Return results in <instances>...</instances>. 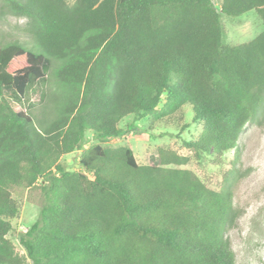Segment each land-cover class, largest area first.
Listing matches in <instances>:
<instances>
[{"label":"trees","instance_id":"obj_1","mask_svg":"<svg viewBox=\"0 0 264 264\" xmlns=\"http://www.w3.org/2000/svg\"><path fill=\"white\" fill-rule=\"evenodd\" d=\"M0 1L41 52L0 45V264H235L226 175L216 191L166 146L140 165L130 147L101 144L126 134L125 118L184 128L188 110L201 131L184 147L237 160L245 125L264 117V29L228 45L220 15L254 11L264 26V0ZM41 107L46 117L32 115ZM88 132L97 143L83 150ZM76 151L82 170H66ZM37 181L43 203L20 256L7 238L21 209L11 190Z\"/></svg>","mask_w":264,"mask_h":264},{"label":"rangeland","instance_id":"obj_2","mask_svg":"<svg viewBox=\"0 0 264 264\" xmlns=\"http://www.w3.org/2000/svg\"><path fill=\"white\" fill-rule=\"evenodd\" d=\"M65 1L69 6L75 2V0ZM211 1L219 6V0ZM1 6L0 1V8ZM0 17V45L17 41L27 48L34 49V52L41 53L25 31L26 18L10 15L7 10H0ZM220 21L223 28V42L228 45L248 42L264 29L261 19L254 11L238 17L221 14ZM49 78V94L59 96L62 89L55 86L54 78ZM54 105L49 102V110L46 111L51 114ZM43 111L41 107L32 110L31 113L42 118L46 117ZM184 116L183 125L185 127L171 129H167L162 121H157L152 117L141 120H135L133 117L125 118L119 123V128L125 130L126 134L117 139H110L101 145L112 148L130 147L140 165L158 164L157 149L166 146L189 159L188 163L180 168L190 170L208 188L216 191L220 189L226 175L231 182L234 207L238 212L236 221L226 232V238L234 253L235 264H263L264 117L245 125L238 140L237 160L234 159V152L229 151L220 162H217L205 155L198 158L184 147V141L195 140L201 131L200 123L192 121V115L188 110L185 111ZM96 143L92 133H86L83 150ZM80 153L81 151H76L62 157L61 165L69 171L82 170L79 164ZM40 186L41 182L37 181L35 187H14L11 190L13 198L20 202L21 209L18 217L12 220V231L7 238L20 256L25 252L19 243V235L26 232L37 221L43 203Z\"/></svg>","mask_w":264,"mask_h":264}]
</instances>
